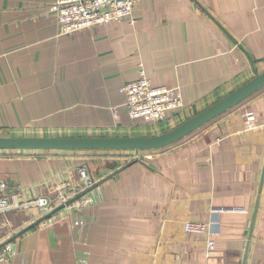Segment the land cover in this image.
I'll list each match as a JSON object with an SVG mask.
<instances>
[{
    "label": "crops",
    "instance_id": "0c3cea01",
    "mask_svg": "<svg viewBox=\"0 0 264 264\" xmlns=\"http://www.w3.org/2000/svg\"><path fill=\"white\" fill-rule=\"evenodd\" d=\"M54 1L0 0V137L154 136L264 71V0H143L131 19L69 35L47 14ZM140 70L182 94L155 127L124 107ZM263 166L264 88L154 151L0 150V247L11 240L8 264H242L259 197L245 264H264ZM81 167L95 187L77 200L92 205L42 222L49 213L20 205L84 193ZM187 222L211 229L209 257V234Z\"/></svg>",
    "mask_w": 264,
    "mask_h": 264
},
{
    "label": "built area",
    "instance_id": "2783aa9c",
    "mask_svg": "<svg viewBox=\"0 0 264 264\" xmlns=\"http://www.w3.org/2000/svg\"><path fill=\"white\" fill-rule=\"evenodd\" d=\"M141 1L143 0H55L48 8L47 14L54 17L60 35H69L96 26H105L111 22L131 19L134 7ZM121 92L125 96L124 107L128 117L132 120H142L153 127L165 123L168 112L182 107V94L178 88L153 86L143 70L139 71L136 80L123 85ZM244 119L246 128H251L254 123L253 114L245 113ZM136 158L139 159L138 156ZM143 158L150 160L151 156L146 155ZM78 172L83 189H90L95 185L87 175L85 167L79 168ZM69 198L64 192L58 195V201L62 205L70 200ZM8 199L6 185L0 182V212L9 209ZM92 203L91 198H80L70 206L79 212ZM20 205L24 208H37L46 214L53 210L50 208L51 201L47 198L39 197ZM75 225L83 227L81 221L76 222ZM184 231L189 234H209L205 254L207 257L212 254L216 242L208 225L187 222L184 224ZM9 252L7 245L0 250V264H8Z\"/></svg>",
    "mask_w": 264,
    "mask_h": 264
},
{
    "label": "water",
    "instance_id": "95a60500",
    "mask_svg": "<svg viewBox=\"0 0 264 264\" xmlns=\"http://www.w3.org/2000/svg\"><path fill=\"white\" fill-rule=\"evenodd\" d=\"M264 88V71L258 73L254 71V77L225 95L218 101L206 107L202 111L183 121L176 127L158 135L149 137H0V150L5 151H132L134 153L154 151L175 144L186 138L196 130L200 129L207 123L213 121L229 110L233 109L258 91ZM264 177V166L262 177L258 189L261 187ZM95 187V185H94ZM92 187V188H94ZM78 195L74 199L67 201L65 204L52 210L42 221L52 218L58 211L75 202L79 197L89 192ZM259 197H257L252 214V220L248 232V242L244 251L242 264H245L249 240L254 225V219L257 212ZM19 233L13 239L20 236ZM11 241V240H10ZM2 245L0 249L6 246Z\"/></svg>",
    "mask_w": 264,
    "mask_h": 264
},
{
    "label": "trees",
    "instance_id": "16d2710c",
    "mask_svg": "<svg viewBox=\"0 0 264 264\" xmlns=\"http://www.w3.org/2000/svg\"><path fill=\"white\" fill-rule=\"evenodd\" d=\"M164 132H166V131H164ZM164 132H161V133H164Z\"/></svg>",
    "mask_w": 264,
    "mask_h": 264
},
{
    "label": "rangeland",
    "instance_id": "374dc122",
    "mask_svg": "<svg viewBox=\"0 0 264 264\" xmlns=\"http://www.w3.org/2000/svg\"><path fill=\"white\" fill-rule=\"evenodd\" d=\"M141 153H142V151H141Z\"/></svg>",
    "mask_w": 264,
    "mask_h": 264
}]
</instances>
